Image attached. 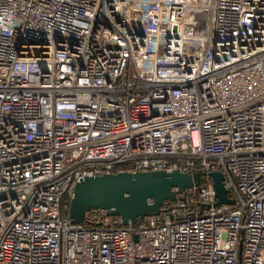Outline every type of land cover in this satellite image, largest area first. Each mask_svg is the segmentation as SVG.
Listing matches in <instances>:
<instances>
[{"label":"built area","instance_id":"built-area-1","mask_svg":"<svg viewBox=\"0 0 264 264\" xmlns=\"http://www.w3.org/2000/svg\"><path fill=\"white\" fill-rule=\"evenodd\" d=\"M148 170L199 184L68 217ZM0 264H264V0H0Z\"/></svg>","mask_w":264,"mask_h":264},{"label":"water","instance_id":"water-1","mask_svg":"<svg viewBox=\"0 0 264 264\" xmlns=\"http://www.w3.org/2000/svg\"><path fill=\"white\" fill-rule=\"evenodd\" d=\"M215 204H233L227 194L220 171L208 173ZM200 174L178 170L118 171L93 175L78 180L69 199L68 217L72 222L83 220L86 211L100 208L120 217L123 225L137 218L160 212L164 200H174L177 188L181 192L198 186Z\"/></svg>","mask_w":264,"mask_h":264}]
</instances>
